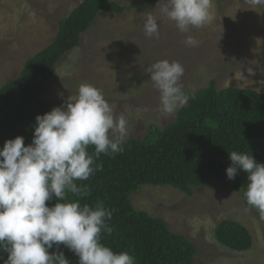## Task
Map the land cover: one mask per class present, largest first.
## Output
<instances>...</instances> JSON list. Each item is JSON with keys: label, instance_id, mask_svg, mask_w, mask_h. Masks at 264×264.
<instances>
[{"label": "rangeland", "instance_id": "1", "mask_svg": "<svg viewBox=\"0 0 264 264\" xmlns=\"http://www.w3.org/2000/svg\"><path fill=\"white\" fill-rule=\"evenodd\" d=\"M82 0H0V87L18 76L27 58L55 38L59 20ZM123 13L101 12L82 34L79 45L56 64L58 81L46 90L53 108L75 94L81 83L101 89L117 116L127 120L129 137L143 138L151 126L165 127L177 112H159V93L146 69L158 60L184 67L180 83L197 91L215 81L218 89L237 86L264 91V7L244 0H213L211 23L181 33L156 11L157 2L138 7L140 0H114ZM156 15L160 37L147 38L144 17ZM188 35L199 44L186 47ZM63 93V97L60 96ZM136 209L163 218L169 228L186 235L197 247L198 264H264V220L245 209L241 191L213 179L192 195L171 185H143L130 196ZM245 225L253 237L249 250L236 251L215 238L221 220Z\"/></svg>", "mask_w": 264, "mask_h": 264}, {"label": "trees", "instance_id": "2", "mask_svg": "<svg viewBox=\"0 0 264 264\" xmlns=\"http://www.w3.org/2000/svg\"><path fill=\"white\" fill-rule=\"evenodd\" d=\"M154 2L140 0L137 6ZM127 9L114 0H83L59 20L51 43L27 58L18 76L0 87V148L17 136L24 137L26 146L32 142L36 116L53 109L45 93L58 81L56 64L79 45L99 13L120 14ZM183 87L194 98L178 110L174 121L165 127L151 126L143 138H126L122 153L102 154L96 161L103 164L102 170L87 181H76L82 187L80 193H66V200L81 206L99 200L113 210L114 231L111 236L103 234L102 242L116 252H129L136 264L198 263L196 245L186 235L173 232L163 218L136 209L132 192L143 185H171L192 195L195 188L216 179L231 183L243 196L247 176L240 172L235 180L227 178L229 152L252 154L264 163V91L237 86L218 89L214 80L197 91ZM93 151L90 147L89 152ZM215 238L232 250L245 251L253 244L248 228L228 219L217 223ZM61 250L70 264H78L76 255L63 246ZM0 255L4 264L7 254Z\"/></svg>", "mask_w": 264, "mask_h": 264}, {"label": "clouds", "instance_id": "3", "mask_svg": "<svg viewBox=\"0 0 264 264\" xmlns=\"http://www.w3.org/2000/svg\"><path fill=\"white\" fill-rule=\"evenodd\" d=\"M244 2L252 8L264 7V0ZM212 7L213 0H157L156 11L181 33H189L211 23ZM143 32L150 39L160 37L157 17L151 12L144 17ZM184 43L196 47L199 41L188 35ZM184 71L180 62L167 59L146 69L164 116L194 98L180 83ZM127 135L124 115L117 116L102 90L85 82L61 106L36 116L30 144L25 145L23 136L4 142L0 148V253L7 254L4 264H70L61 246L79 258L78 264H136L129 252H116L102 242L103 234L111 236L114 231L110 224L113 210L99 200L83 206L66 200L67 192L82 191L76 181H87L102 170L103 164L96 163L102 154L115 157L124 151ZM90 147L94 149L91 153ZM229 159V180L240 172L247 176L245 210H255L264 220V163L237 151L229 152ZM53 199L57 202L49 206Z\"/></svg>", "mask_w": 264, "mask_h": 264}]
</instances>
